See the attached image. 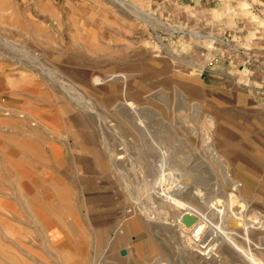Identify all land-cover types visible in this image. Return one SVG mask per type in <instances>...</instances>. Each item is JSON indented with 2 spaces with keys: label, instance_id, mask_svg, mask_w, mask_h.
<instances>
[{
  "label": "rangeland",
  "instance_id": "374dc122",
  "mask_svg": "<svg viewBox=\"0 0 264 264\" xmlns=\"http://www.w3.org/2000/svg\"><path fill=\"white\" fill-rule=\"evenodd\" d=\"M120 1L0 0V112L73 193L0 264H264V0Z\"/></svg>",
  "mask_w": 264,
  "mask_h": 264
},
{
  "label": "crops",
  "instance_id": "0c3cea01",
  "mask_svg": "<svg viewBox=\"0 0 264 264\" xmlns=\"http://www.w3.org/2000/svg\"><path fill=\"white\" fill-rule=\"evenodd\" d=\"M4 88L3 80L0 77V98L3 90H5ZM14 118V115L9 112H0V215L4 216L3 221L0 222V230L3 232L12 230L19 233L21 226L9 220L10 214H14L16 206H19L22 210H28V214L31 211V224L27 228L29 231L41 233L39 244L42 247L45 243L42 230L46 231V226L41 224V221L35 226L34 213L36 214L42 208L50 205V200H57L60 210L62 207L66 210L70 209L66 201L68 194L72 197L73 193L59 173L47 182H44L37 175L29 176L28 172L30 171L27 170V167L32 166L33 162L32 147L34 146V140L32 129H30V132L27 131L23 123L20 127H17ZM41 189L49 190L48 194L52 193L51 198L43 200L38 197L37 191ZM24 195L26 197L22 198ZM64 213L66 212H59L60 217H63ZM62 223L64 224L63 221ZM65 224L64 227L69 229L70 226L67 224L65 226ZM61 226L59 225L58 229L61 230L63 227Z\"/></svg>",
  "mask_w": 264,
  "mask_h": 264
},
{
  "label": "bare ground",
  "instance_id": "6f19581e",
  "mask_svg": "<svg viewBox=\"0 0 264 264\" xmlns=\"http://www.w3.org/2000/svg\"><path fill=\"white\" fill-rule=\"evenodd\" d=\"M117 2L118 3H120L121 5H123V6H125V4H124V2H122V1H120V0H117ZM140 14V13H139ZM70 87H72L71 85H69L68 86V88H70ZM182 103H184L185 104V102H183V101H181ZM184 107V106H183ZM189 118V117H188ZM193 122V121H192ZM193 125V124H192ZM199 127V126H198ZM197 127V128H198ZM198 130H199V132H200V137H201V139H202V141H203V144H204V146H205V148L209 151V153H211L213 156H214V158L215 159H218V157H217V155H216V153H215V151H214V149L212 148V146H211V143H210V139H209V135H208V133H207V131L205 130V128H198ZM195 133V132H194ZM220 162V161H219ZM218 162V163H219ZM220 165L223 167V169L224 170H227L225 167H224V164L222 163V162H220ZM229 176V175H228ZM229 182H230V184L234 187V189H236V190H238V188L239 187H237V184L235 183V181L233 180V179H229ZM164 191V190H163ZM167 196V195H166ZM170 196V195H169ZM170 198V197H169ZM222 208V207H221ZM223 209H224V207H223ZM217 212H219V211H217ZM219 222H220V219H219ZM194 235H195V233H194ZM219 240V241H222V240H224V239H228L227 238V235H226V233H223L221 230H220V235H218V237L215 239V241L216 240ZM220 239H222V240H220ZM207 242V241H206ZM223 242V241H222ZM215 243H218V242H215ZM214 242L211 244V245H208V246H205L206 247V249L204 250V252H207V251H209L211 248H212V250H213V245L215 244ZM231 243L232 244H234L232 241H231ZM198 245V244H197ZM216 245V244H215ZM235 245V244H234ZM204 246V245H203ZM236 246V245H235ZM237 247V246H236ZM201 248V247H200ZM237 248H239V247H237ZM215 249V248H214ZM214 251V250H213ZM210 252V251H209ZM209 252H207V253H209ZM212 252V251H211ZM203 256V255H202ZM251 260L250 261H252L254 264H260V263H258L256 260H254V259H252V258H250Z\"/></svg>",
  "mask_w": 264,
  "mask_h": 264
},
{
  "label": "water",
  "instance_id": "95a60500",
  "mask_svg": "<svg viewBox=\"0 0 264 264\" xmlns=\"http://www.w3.org/2000/svg\"><path fill=\"white\" fill-rule=\"evenodd\" d=\"M123 251H124V250L121 248V249H120V252L122 253Z\"/></svg>",
  "mask_w": 264,
  "mask_h": 264
}]
</instances>
